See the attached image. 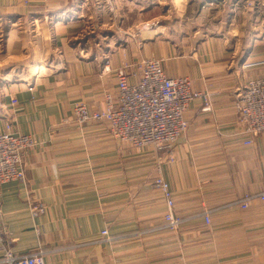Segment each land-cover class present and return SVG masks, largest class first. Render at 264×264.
I'll return each mask as SVG.
<instances>
[{"label": "crops", "instance_id": "0c3cea01", "mask_svg": "<svg viewBox=\"0 0 264 264\" xmlns=\"http://www.w3.org/2000/svg\"><path fill=\"white\" fill-rule=\"evenodd\" d=\"M168 1L0 0V62H37L0 66V133L37 141L25 179L1 187L0 264L34 249L45 264H264V134L245 144L235 106L264 77V10L258 0ZM143 59L200 93L171 152L134 149L107 122L79 126L73 114L77 103L103 110L106 93L116 102L115 70L129 64L136 84ZM158 177L177 229L164 226ZM32 201L45 212L34 215Z\"/></svg>", "mask_w": 264, "mask_h": 264}, {"label": "built area", "instance_id": "2783aa9c", "mask_svg": "<svg viewBox=\"0 0 264 264\" xmlns=\"http://www.w3.org/2000/svg\"><path fill=\"white\" fill-rule=\"evenodd\" d=\"M258 1L264 10V0ZM130 67L123 64L115 70L117 101L106 93L103 110H90L87 104L77 103L73 109L76 122L79 126L91 121L107 122L111 136L134 149L151 147L171 152L188 129L185 113L200 93L192 91L189 78L167 76L159 59H143L139 63L142 75L136 84L129 82ZM235 106L241 132L248 136L245 144L252 145L264 134V77L249 79L238 93ZM36 145L31 135L12 131L0 133V209L2 185L25 179L24 157ZM152 185L167 205L164 226L177 229L181 221L174 216L175 200L169 184L158 177ZM30 207L34 215L45 212L41 202L32 201ZM44 255L43 249H34L21 256L7 252L5 261L8 264H45Z\"/></svg>", "mask_w": 264, "mask_h": 264}, {"label": "rangeland", "instance_id": "374dc122", "mask_svg": "<svg viewBox=\"0 0 264 264\" xmlns=\"http://www.w3.org/2000/svg\"><path fill=\"white\" fill-rule=\"evenodd\" d=\"M170 1H168L167 0V3H169ZM23 20H28V19H23ZM108 23V22H107ZM109 26V25H108ZM111 26V29L110 30H112V31H119V28H121V26H119V24H118V21H113V23H112V25H110ZM86 27H88V26H85L84 27V29L86 30ZM6 29V27H5V25H3V23H2V25L0 26V36L2 37V38H4L5 36H6V34H7V32H8V30H5ZM89 29H92V27L90 26V28ZM88 29V30H89ZM87 30V31H88ZM17 37H16V42H17V40H24V42L26 43L27 42V38H28V36L30 35V32H31V30H28V28H21V29H17ZM98 32V31H97ZM121 32V31H120ZM82 35L80 34L79 35V37H78V39H79V41L78 42H80L81 44H82ZM15 49H17L18 51H19V45H17L16 47H15ZM15 49L14 50H12L11 52L12 53H14V51H15ZM18 53H16V55L15 56H18L17 55ZM14 55H12V57H13ZM11 57V58H12ZM34 63H37V62H33V61H30L29 59H25V60H16V59H7V61L6 62H0V66H8V68H7V70L9 69L10 70V68H14V67H17V68H20V69H22V68H28V66L29 65H32V64H34Z\"/></svg>", "mask_w": 264, "mask_h": 264}]
</instances>
